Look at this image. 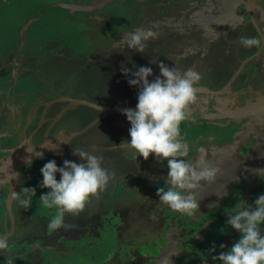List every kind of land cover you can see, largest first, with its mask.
Returning <instances> with one entry per match:
<instances>
[{"label": "flooded vegetation", "instance_id": "flooded-vegetation-1", "mask_svg": "<svg viewBox=\"0 0 264 264\" xmlns=\"http://www.w3.org/2000/svg\"><path fill=\"white\" fill-rule=\"evenodd\" d=\"M60 3L66 5L62 6V9L65 10L67 20L75 23L76 28L83 29V34L88 37L91 36L86 33L87 29L96 25H102L103 28L109 27L103 30L108 31L111 41L123 40V37L121 38L118 35L119 32L115 30V28L119 30L122 25L127 26L130 32L150 29L156 33L155 39L145 42L146 47L143 53L130 49L132 53L130 56L109 57L107 59L110 63L106 66L105 63L99 65L101 68L103 66L104 71L110 70L112 74H117L116 80L111 78L116 82L117 87L119 83L121 85L127 83L126 80H121L122 64L132 68L134 64L140 66L151 62V67L156 69L164 55L168 61L172 62L178 58H183V60L189 58L195 61L199 66L194 71L198 68L203 71L206 68L211 69L209 73L200 75L204 78L206 85L196 87L197 100L187 109L186 119L180 125V135L191 146L190 157L198 160L200 153L197 149L203 147L209 163L212 166H218L220 172L213 182L204 183L196 190L195 197L200 207L192 217H188L163 205L156 196L158 187H167L166 161L157 163L152 156L148 160L133 158L132 151L125 140L128 138L130 127L126 116L107 118L109 114L103 115V111L96 108L95 110L89 109L95 112L92 118L94 120L92 125H94L89 126L87 130L85 129L86 131H80V128L78 132L70 134L72 136L67 138L61 130L52 134L48 128L52 121H55L54 125H56L66 116L65 113L60 116L61 107L54 106L56 114L47 117L51 119L44 128L46 132L44 131L39 136L37 135L38 130L45 123V119L35 121L21 116L17 121L9 122L11 119H7L5 114L0 113V168L5 167L2 165L3 161L13 148L22 149L31 142L36 144L34 146L36 149L41 147L40 152L33 155L31 167H28L25 162L19 167L18 172L0 184V235L6 236L9 241V248L0 252V262L6 264L5 258L11 257L14 262L23 258L24 261L32 264L33 260L41 264H86L87 262H100L99 264H220L218 260H212L210 256L204 260L202 257L213 242L217 246L216 253L218 254L220 251L227 250L228 243L230 242V247L232 242L238 238V231L231 230L225 225L229 215L228 211L235 206L238 200L251 204L256 196L264 193V182L258 179L255 172L256 169L264 168V133L256 132L248 134L247 137L243 133L245 139L244 137L238 139V134L242 132V129L229 123V115L225 114L228 113L225 110L228 102L224 104L223 99L219 97L233 87L253 61L261 65L260 74H253L250 84L258 86L262 81L264 82V48H245L241 45V37L260 35L264 39V0H0V38L9 33V29L7 33L1 32L2 24V26L9 25V28H12L14 24L21 26L26 24L29 28L22 31L26 33L24 39L37 44L38 40H35L36 36H34L37 32L38 22L36 20L53 19L51 9ZM219 5L221 6L220 11L215 12L213 8ZM200 8L203 10H199ZM198 11L200 13H197ZM88 12H92L93 17H88ZM164 13H168L169 21L162 17ZM79 17L83 23L79 22ZM89 25L93 26L88 27ZM14 31L16 32V29ZM116 46L118 49L128 47L125 42H119ZM246 50L250 52L242 56ZM96 52V54L90 53L88 59H96L99 48ZM106 55L103 54V57ZM44 56H46L44 59L34 60V65L45 69L49 66V61L52 64L53 60H60L66 62L68 67L70 65L67 62L77 64L78 60L66 57V53L61 49L52 50L51 48L49 52L44 53ZM225 63L235 65L232 76L227 83L225 82L226 84H223L224 86L212 88L209 84L214 81L210 80L214 76L218 80V69L223 68ZM4 69L6 67L0 68V90L2 86H11L14 82L18 84L20 79L27 77L31 78L32 83L36 72L28 75L26 71H20L21 68L19 70L10 68L5 73ZM68 70L69 74L72 71L75 72L70 77L80 79L79 71L73 68ZM119 75L121 77L118 79ZM248 76L249 72H246L243 77L248 78ZM70 77L63 80L67 83L64 87L78 88L80 85L71 84ZM56 78L57 72L52 74L51 79L55 82ZM13 88L18 90L21 85ZM31 88L35 87L31 85ZM131 88L134 89L130 86L123 89L127 91ZM118 89L120 91V88ZM15 92H17L14 95L15 98H20L22 91ZM117 92L118 90L115 94ZM249 94L251 93H247ZM14 103L16 100H13L11 105L14 106ZM31 106L35 108L37 105ZM17 107L20 106L17 105ZM5 108V106H0V112ZM100 115L101 117L98 118ZM223 116L227 117V121L222 120ZM37 122L40 127L36 125ZM36 127H39L38 130ZM87 131L88 133L85 134ZM256 142L258 148L255 147ZM74 148L82 149L92 155H101L103 157L102 166L114 174L109 182L110 187H106L105 191L90 198L86 203V206L92 208L95 206L94 210H100V214H103V208L106 209L108 206L117 210L110 220L114 227H111L109 223V228L105 230L111 232L113 237V241L111 240L107 246L100 238L103 233L99 231L101 226L97 230L95 227L94 232L87 229L84 233L78 229L74 232L75 221L71 223L70 218L74 216L73 214L64 215V224L70 227L49 230V221L55 216L56 210L41 207L39 195L47 189H40L38 186V182L42 179L40 168L48 160L54 159V156H57L59 166H62L65 159L77 163L82 162L73 155ZM23 186L36 187L38 191L31 207L27 210L20 207L17 200L13 198V194L20 193ZM142 195H145L148 200L141 199ZM101 196H104L105 201L99 200ZM128 201L133 202V205L139 208L134 209L136 215L132 218L131 228L127 227V222L126 224L121 223L125 218L124 215L127 214ZM80 212L82 214L83 211ZM84 215H87V211L83 212L82 216ZM34 217L39 218L42 223L46 222L47 228L45 227L43 235L37 233V227L32 221ZM222 227H225L226 234L220 231ZM63 229L67 231V235L71 231L66 237L70 243L64 244L63 240L66 238L60 233ZM52 236L55 240H59L56 246L58 250L51 248ZM90 238H95V242L100 247H92ZM49 241L51 243L45 244ZM220 244L226 245V248L221 249ZM102 247L106 255L100 261ZM93 248H95V253L91 255Z\"/></svg>", "mask_w": 264, "mask_h": 264}, {"label": "clouds", "instance_id": "clouds-1", "mask_svg": "<svg viewBox=\"0 0 264 264\" xmlns=\"http://www.w3.org/2000/svg\"><path fill=\"white\" fill-rule=\"evenodd\" d=\"M155 38L156 33L152 30L139 29L130 33L126 44L129 49L143 53L145 42ZM241 45L264 48V39L260 35L241 37ZM157 67L158 75L151 62L140 66L134 64L132 68L121 65L120 72L127 84L138 90L135 108L121 109V114L130 123L125 140L134 159L148 160L152 156L157 163L166 161L167 187H158L156 196L163 205L192 217L200 207L195 197L196 190L204 183L213 182L220 172L218 166L209 163L203 147L197 149L200 153L198 160L190 157L191 146L180 135V125L186 119L187 109L197 100L195 85L200 75L192 69L181 74L162 61ZM73 155L82 162L65 159L59 166L52 159L40 168L42 179L38 186L47 189L39 195L41 207L56 210L49 221V230L70 227L64 224V215L79 214L90 198L105 190L114 175L102 166L101 155H92L78 148L73 149ZM31 165L32 160L29 159L27 166ZM255 172L264 182V168ZM36 195V187L23 186L20 193L13 194V198L27 210ZM228 213L225 225L237 230L238 238L218 254L213 242L202 260L210 256L220 264H264V193L256 196L251 204L238 200ZM220 231L227 233L225 227ZM219 247L225 249L226 245L220 244ZM8 248L7 237L0 235V252ZM6 264H14L13 258L8 257Z\"/></svg>", "mask_w": 264, "mask_h": 264}, {"label": "rangeland", "instance_id": "rangeland-1", "mask_svg": "<svg viewBox=\"0 0 264 264\" xmlns=\"http://www.w3.org/2000/svg\"><path fill=\"white\" fill-rule=\"evenodd\" d=\"M220 7L221 6L219 5L218 7L213 8V10L215 12L217 11L219 12ZM52 8L53 9H51V11L53 13L51 14V16L52 15L54 16L53 19L50 16L51 19L48 20H43V19L36 20L38 22L36 26L37 32L34 34V36H36L35 40H38L37 44H35L32 41H28V40L26 41L24 39L26 33L20 36L19 29L15 32L14 31V29H16L14 28V26H16L15 24L12 26V28H9V25H5V26H2L3 24L1 25V28H3L1 29V32L4 31L7 33V30L9 29L8 30L9 33L3 35L2 38H0V61H1L0 68L6 67V69H4L6 70L5 73H7V71H9L10 68L11 69L16 68L14 70H19V68H21L20 71L24 70L28 73V75L34 73L35 71L36 72L32 83H31V78L27 77L20 79V83L18 84L14 82L11 86L1 87L0 106H5L6 108L1 109L0 113L5 114L7 119H11V121L9 122L17 121V119H19L21 116L22 117L26 116L28 119L35 121L45 119L46 120L45 123L39 130L38 128L40 126L38 122L36 123V125L39 126L36 127V130H38L37 135L39 136L45 131L44 128L48 125V122H50L51 118H47V117L55 116L56 111L54 106L61 107V110L59 112L62 113L60 114V116L63 113H65L66 116L63 117L62 121H58L56 125H54L55 121H52V123L48 128L50 129V132L52 134H55L57 130H61V132H64V134H66L68 138L69 136H72L70 134L78 132L80 128H81L80 131H84L85 129L87 130L89 126H93L94 124L92 125V122L94 120H92V118L94 117L95 114V112H91L88 109V107L89 108H93V107L83 103H77V104L72 103L71 100H77V99L85 100L87 102L96 105L108 106L112 108H127L136 105L138 90L136 88L134 89L131 88L125 91L123 88L129 87L127 83H124L122 85L119 83L117 87L116 82H114V80H111L112 77L116 80L117 74L115 73L112 74L110 70L106 72L103 70V66L102 68L99 66L100 64L103 65L104 63L106 66L107 63H110V61L107 59L109 57L125 58L132 54L131 50L128 47L121 49L116 48L117 47L116 44H118L119 42L126 43V39L128 38L131 32L128 29V27L125 25L124 26L122 25L119 30L115 28L116 32H119L118 35L121 36V38L123 37V40L118 41L116 39L114 41H111L108 35L109 34L108 31L103 30V29H109V27L103 28L102 25L101 26L96 25L91 29H87L86 33L89 36H91L88 37L85 34H83V29L79 27L76 28L75 26L77 25L75 23L69 22L67 20V18L65 17V10L62 9V5L60 4L54 5ZM199 10H203V9L200 8ZM56 11H58V13H56ZM197 13H200V11H198ZM88 17H93L92 12H88ZM162 17H165L167 21H169L170 17L168 13L162 14ZM79 22L83 23L80 17H79ZM110 25L111 24H109V26ZM90 26L93 25H89L88 27ZM27 28H29L28 25L24 27V29ZM27 31H29V29ZM40 32H42L41 35ZM49 43L51 45L48 46ZM51 48L52 50L61 49L62 52L66 53V57L69 56L70 59L73 60L78 59L76 61L77 64H74L73 62L69 61L67 62V64H69L70 66L67 67L66 62L60 60L59 61L53 60L52 64L50 63L51 61H49V66H47V68L50 67L51 68L48 70H46L47 68L42 69V67L35 66L34 60H36L37 58L44 59L46 57L44 56V53L49 52ZM98 48H99V52H98V56L96 57V59L98 60L96 61V59L94 60L88 59L89 54L90 53L96 54ZM249 52L250 50L248 51L246 50L244 53H242V56L247 55ZM103 54L104 55L107 54V55L103 57ZM173 55L175 56V54ZM161 60L162 62L174 68L177 72L181 74H183L185 71L189 69L194 70L199 66L195 61L189 58H186L184 60L183 58H178L176 61L172 62V61H168V58L166 57V55H164L162 56ZM179 61L181 62L179 63ZM260 66L261 65L257 61L251 62L247 66L244 72V74L246 72H249L248 78L243 77L244 76L243 74L235 82L233 87H231L230 89L222 93L221 96H219L221 99H223L224 104L228 102V104H226L227 109H225L228 113L225 114L229 115L228 117L230 119L229 123H231L235 127L239 126L240 130L242 129V132L238 134V139H242L244 135L245 137H247L248 134H253L256 132L258 134L264 133V82L262 81L258 86L250 84L251 83L250 81L253 79V74L259 73ZM71 68H73V70L75 71H79L80 79L79 77H70L71 74L75 73L74 71H72L71 74L68 73L69 71L68 69ZM234 69H235L234 64L231 65L230 63H225L223 65V68L221 67L218 69V73H219L218 74L219 77L217 76L218 80L213 75L214 77L210 81H214V83L211 82L209 85L212 88H217L218 86H222L225 82L227 83L230 76H232V72L234 71ZM210 71L211 69L208 68H206L204 71L201 70V68L200 69L198 68L196 72L199 75H201V74L209 73ZM55 72H57V78L54 82L52 81L51 78H52V74H55ZM154 72L155 74L158 75L159 68L157 67L156 69H154ZM14 75L15 74H13V76ZM69 77L71 84H74L75 86L77 85L80 86L78 88H73L72 86L69 88L64 87V85L67 86V83H65L63 80H66ZM83 77L84 79H82ZM120 77L121 75L118 76V79ZM122 79L126 80L124 76L121 77V80ZM11 81L12 79L10 80V83ZM18 85H21V88H18V90L16 89L14 90L13 87ZM31 85H33L35 88H31ZM205 85L206 84L204 82V78L200 77V80L197 82L195 87L205 86ZM252 87L254 88L253 92H252ZM118 88H120V91ZM256 88H258V90H256ZM117 90L118 92L117 94H115ZM15 91H22L20 98L19 97L15 98L14 95L17 93ZM256 91L259 92L257 93ZM247 93H251V94L247 95ZM32 95L34 96V98ZM13 100H16V103L13 104L14 106L11 105ZM34 104L40 106L39 107L36 106L35 108H33L31 105ZM8 105H10V107ZM17 105L20 107H17ZM21 112L22 114H20ZM112 116L121 117L122 114L121 113L109 114L107 115V118H111ZM100 117L101 115L98 118ZM222 120L227 121V117L223 116ZM86 133H88V131L85 132V134ZM245 137L243 139H245ZM35 145L36 144L34 142H31L28 146H24V148L21 151V155L22 156L35 155L36 154V147H34ZM255 147L258 148L257 142ZM53 158L57 161V163L59 162L57 156H54ZM57 179H59V174H57ZM107 187L109 188L110 185L108 184ZM134 197H136V195ZM141 199H143L144 201L148 200V198L145 195H142ZM99 200L105 201L104 196H101ZM94 208L95 206L92 208L85 205V208L82 211L85 213L87 211V215H84L83 217L82 216L83 212L82 214L80 212L77 215V218H75V215L73 217H70L71 223L75 221V226L73 227V229L75 230L73 231L75 232L76 229H78V231L81 230V233L87 232V230L90 232H94L95 227L97 230L101 226L99 231L103 233H101L102 237L100 238H102L103 243L107 246L111 243V240L113 241V237L111 232H106L105 230L109 228L108 226L109 223L111 224V227H114V225H112L110 220L111 217L114 215V213H117V210L108 206V208L106 209L103 208L102 210L103 214H100L101 211L100 210L95 211ZM136 208L139 209L138 207L133 205V202L128 201L126 204L127 214L124 215L125 218L122 219L123 214L121 215V219H122L121 223L126 224L127 222L128 228L132 227L131 225L133 223L132 218L135 217L136 215V212L134 210ZM32 221L33 224L37 227L36 229L37 233L43 235L45 232L46 222L42 223V221L39 218H35V217L32 219ZM99 221L101 224L99 223ZM128 232L129 230L127 231L126 234H128ZM60 233L64 235L65 238L69 235V234L67 235V231L65 229H63ZM93 236L96 237V234L93 233ZM115 237H117V235ZM51 239H52L51 248L58 250L56 246L59 240L58 239L55 240V237L53 236ZM90 241L92 242V247L95 248L100 247L98 243L95 242L96 241L95 238H90ZM63 242L64 244H67L70 243V240L66 238L63 240ZM49 243L51 242L49 241L45 244H49ZM127 243L129 244V242ZM229 243H228V247H229ZM95 248L91 250V255L95 253ZM103 248L104 247H102L101 249L102 251L100 253L101 255L99 259L100 261L102 260L101 258H103L106 255V251L104 254ZM36 253L39 254L38 251H36ZM7 258L8 257L5 258V262ZM99 263L100 262L98 263L87 262L86 264H99ZM0 264L3 263L0 262ZM14 264H32V263L26 262L24 261L23 258H20L19 260H16ZM33 264H41V262L33 260Z\"/></svg>", "mask_w": 264, "mask_h": 264}, {"label": "water", "instance_id": "water-1", "mask_svg": "<svg viewBox=\"0 0 264 264\" xmlns=\"http://www.w3.org/2000/svg\"><path fill=\"white\" fill-rule=\"evenodd\" d=\"M58 5V4H56ZM60 5L62 6H66L65 4H62L60 3ZM94 8V7H92ZM91 8V9H92ZM91 9H88V10H91ZM86 10V9H85ZM23 27H26V24L23 25ZM23 27L20 29V34L21 35H24V33L22 32L23 31ZM22 40V39H21ZM72 103H83V104H87L93 108H96V109H99L101 111H103V115H106V114H110V113H119L121 112V109L122 108H112V107H107V106H100V105H96V104H93V103H90V102H87L85 100H71ZM128 108V107H127ZM131 108H135V106L131 107ZM41 148V147H40ZM40 148L36 149V153L40 152ZM33 155H21V151H19V149L16 150V152H14L12 154V156L10 155V157L7 159V162L8 163H17V165H23L25 162H27L30 158H32ZM20 168H16V170L14 171L13 174H15V172H18ZM7 179L8 178V174L5 173V171H3V169L1 170L0 169V184L1 182L3 181V179Z\"/></svg>", "mask_w": 264, "mask_h": 264}, {"label": "crops", "instance_id": "crops-1", "mask_svg": "<svg viewBox=\"0 0 264 264\" xmlns=\"http://www.w3.org/2000/svg\"><path fill=\"white\" fill-rule=\"evenodd\" d=\"M13 25V24H12ZM11 25V26H12ZM16 25V31L19 29H21L23 26H21V25H17V24H15ZM23 29H24V27H23ZM29 48V47H28ZM23 149V148H22ZM22 149H19V151H22ZM38 149V148H37ZM41 149V148H40ZM16 150H17V147H15V148H13L11 151H10V153H9V155L7 156V158L3 161V166H5L4 168H0L1 170L3 169V171H5V173L6 174H8V177H10V176H13L14 174V171L16 170V168H19V167H21L20 165H17V163H8L7 162V159L10 157V155L12 156V154L14 153V152H16ZM39 153V152H38ZM37 157V156H36ZM30 159H32V158H30ZM15 167V168H14ZM5 178L3 179V181L1 182V183H3V182H5Z\"/></svg>", "mask_w": 264, "mask_h": 264}, {"label": "trees", "instance_id": "trees-1", "mask_svg": "<svg viewBox=\"0 0 264 264\" xmlns=\"http://www.w3.org/2000/svg\"><path fill=\"white\" fill-rule=\"evenodd\" d=\"M88 109H90V110H95V108L93 109V108H89V107H88Z\"/></svg>", "mask_w": 264, "mask_h": 264}]
</instances>
